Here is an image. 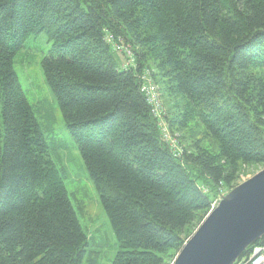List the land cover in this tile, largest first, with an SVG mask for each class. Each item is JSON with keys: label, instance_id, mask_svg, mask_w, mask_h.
Segmentation results:
<instances>
[{"label": "trees", "instance_id": "trees-1", "mask_svg": "<svg viewBox=\"0 0 264 264\" xmlns=\"http://www.w3.org/2000/svg\"><path fill=\"white\" fill-rule=\"evenodd\" d=\"M106 33L134 67L118 68ZM41 34L44 80L119 246L111 264H171L219 185L264 167V0H0V264H82L88 247L13 68ZM146 71L181 153L139 91Z\"/></svg>", "mask_w": 264, "mask_h": 264}, {"label": "rangeland", "instance_id": "rangeland-1", "mask_svg": "<svg viewBox=\"0 0 264 264\" xmlns=\"http://www.w3.org/2000/svg\"><path fill=\"white\" fill-rule=\"evenodd\" d=\"M115 44L129 49L127 45L116 38ZM50 48L51 43L47 42L43 34L38 37H29L23 43L21 50L16 54L13 62L14 72L26 100L31 106L43 137L48 144L50 158L63 178L68 198L76 213L79 224L87 235L88 247L86 248L82 264H111L119 250V246L104 214L95 186L88 176L77 146L65 127L57 101L47 86L41 71V60ZM112 52L117 58L118 68L121 69V65L124 64L125 52ZM129 57H131V54ZM130 60L134 67L135 58L133 53ZM147 71L143 75L147 76V79L151 81L157 91H160L159 86L152 82L150 77L151 72L149 71V74ZM160 95L161 92H158L157 104L161 105L163 103L162 105L164 106ZM164 126H166L165 128L169 134V145L172 144L181 153L178 137L176 135L177 138L175 136L171 137L169 128L165 122ZM161 139L163 140L164 137ZM204 146L209 149L208 144L204 143ZM262 169L264 167L258 165L245 166L231 187H224L220 184L217 192L213 195L214 201L211 204L210 211L216 207L222 196H225L236 186L247 181ZM200 190L205 194L209 193V189L205 186L201 187Z\"/></svg>", "mask_w": 264, "mask_h": 264}, {"label": "water", "instance_id": "water-1", "mask_svg": "<svg viewBox=\"0 0 264 264\" xmlns=\"http://www.w3.org/2000/svg\"><path fill=\"white\" fill-rule=\"evenodd\" d=\"M263 236L264 169L221 197L172 264H233Z\"/></svg>", "mask_w": 264, "mask_h": 264}, {"label": "built area", "instance_id": "built-area-1", "mask_svg": "<svg viewBox=\"0 0 264 264\" xmlns=\"http://www.w3.org/2000/svg\"><path fill=\"white\" fill-rule=\"evenodd\" d=\"M103 41L105 42L106 45H109L112 51H114L115 53L125 52L124 53L125 57L123 61L124 64L121 65L123 67L121 69L127 70L129 67H133V63L130 60V58L132 57L130 48L128 49L123 45H122L123 47H121L115 44V39L108 33L104 35ZM130 54L131 57H129ZM143 74L140 76L139 91L143 96L144 100L146 101V103L148 104L152 116L158 121V127L161 136L162 138L164 137L163 141L168 143L170 139L167 129L165 128L166 126H164V122L162 121L161 105L157 104L158 91L156 90V87L151 83V81L147 79V76H144ZM170 146L174 148L172 144ZM234 264H264V243L254 246L251 250L247 252L246 255L241 256Z\"/></svg>", "mask_w": 264, "mask_h": 264}, {"label": "bare ground", "instance_id": "bare-ground-1", "mask_svg": "<svg viewBox=\"0 0 264 264\" xmlns=\"http://www.w3.org/2000/svg\"><path fill=\"white\" fill-rule=\"evenodd\" d=\"M256 245H258V244H255V243H254V244L250 245V246L247 248L246 251L251 250V249H252L254 246H256ZM246 251H245V252H246ZM245 252L243 253V255L245 254ZM243 255H242V256H243ZM238 259H239V258H238ZM238 259H237V260H238ZM237 260H236V261H237ZM236 261H235V262H236ZM235 262H234V263H235ZM234 263H233V264H234Z\"/></svg>", "mask_w": 264, "mask_h": 264}]
</instances>
